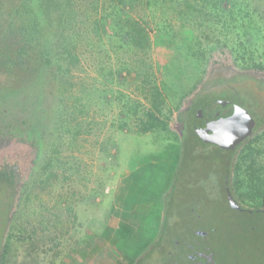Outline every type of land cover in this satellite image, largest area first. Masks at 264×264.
<instances>
[{
    "label": "rangeland",
    "instance_id": "obj_1",
    "mask_svg": "<svg viewBox=\"0 0 264 264\" xmlns=\"http://www.w3.org/2000/svg\"><path fill=\"white\" fill-rule=\"evenodd\" d=\"M250 4L263 28L252 59L264 63V0H250ZM219 30L208 33L209 41L203 43L206 53L209 46L216 45ZM151 47L156 72L164 74L165 65L173 57V45L153 38ZM216 54L234 60L216 47L207 63ZM236 56L239 66L251 57ZM98 57H82V69L77 76L85 86L101 88ZM184 60L176 63L177 70L167 81L171 87L167 91L170 120L176 114L178 102L192 92L204 70L205 63ZM106 68L113 67L106 64ZM2 72L0 139L22 134L43 136L54 125L52 110L46 112L50 98L39 93L41 85L35 86L30 80L15 88L21 75L18 78L17 74ZM103 83L111 86L108 81ZM33 87L35 92L31 91ZM112 87L125 95L134 93L132 86ZM206 92L197 107L206 105L208 100H226L259 121L264 96L256 94L251 79L208 88ZM43 106L45 112L40 113ZM89 106L94 124L90 131L82 130L72 153V175L57 172V179L47 185L44 193L39 189L37 175L49 148H45V137L40 136L44 148L26 186L31 192L30 201H23L22 211L12 222L14 236H18L17 226L34 237L27 243L13 239L9 264H145L137 259L155 248L166 251L164 264H189L187 258L194 254L202 255L199 263H205L203 257L208 256L209 264H264V214L239 211L238 205L235 208L227 203L225 163L232 158L226 152L199 141L192 128L181 130V135L169 129L147 134H138L133 128L118 131L120 106L102 109L94 96ZM200 111L197 120L205 119ZM260 122L264 124V118ZM167 123L177 130L170 121ZM253 145L254 154L241 164L244 168L236 180L240 191H235L239 199H248V204L252 203L249 198L257 176L264 175V138ZM157 231L159 238L154 243ZM171 240L178 245L175 249L168 245L173 244ZM151 259L152 264L163 263L155 254Z\"/></svg>",
    "mask_w": 264,
    "mask_h": 264
},
{
    "label": "trees",
    "instance_id": "obj_2",
    "mask_svg": "<svg viewBox=\"0 0 264 264\" xmlns=\"http://www.w3.org/2000/svg\"><path fill=\"white\" fill-rule=\"evenodd\" d=\"M261 25L250 0H0V70L7 75L17 74L18 78L21 75L17 89L29 80L35 86L41 85L39 93L52 103L46 112L52 110L55 115L54 125L40 135L42 139L45 137V148H49L39 165L40 191L44 193L47 185L57 179V172L72 175L71 161L75 159L72 153L82 130L90 131L94 124L88 107L93 96L102 109L120 106L118 131L133 128L138 134H147L167 130L172 116L167 109V91L171 90L167 81L177 70L176 63L183 59L205 63L203 75L211 51L219 47L232 56L238 69L264 72V63L252 59L256 42L263 33ZM216 29H220V37L206 53L203 43L209 41L208 33ZM153 38L173 45V57L165 65L164 74L156 72L151 59ZM87 54L91 59L99 56V78L111 86L102 82L101 88H96L79 82L77 73L82 69V57ZM236 54L240 59L251 57L239 66ZM106 64L113 68H106ZM114 84L132 86L134 93L115 92ZM195 87L182 100L189 98ZM31 91L35 92V88ZM40 109V113L45 112L44 106ZM40 136L16 137L33 140V146L38 149L29 178L44 148ZM4 138L14 137H3L0 142ZM253 144L256 143H247L234 167L230 182L234 192L240 191L236 180L244 168L241 164L254 154ZM18 165L16 160L0 165V242H3L0 264L10 263L9 249L14 238L27 243L34 237L17 226L18 236L12 233V222L22 211L23 201H30L31 193L26 188L29 178L17 189ZM254 184L249 198L252 203L239 199L251 212L264 210V175H258Z\"/></svg>",
    "mask_w": 264,
    "mask_h": 264
},
{
    "label": "flooded vegetation",
    "instance_id": "obj_3",
    "mask_svg": "<svg viewBox=\"0 0 264 264\" xmlns=\"http://www.w3.org/2000/svg\"><path fill=\"white\" fill-rule=\"evenodd\" d=\"M245 78H249L251 79V81L255 84V89H256V94H258L261 98L264 96V72L261 71H255V70H240L237 68L236 63L234 62V60H230L227 57L221 56L220 54H216L214 55V57L211 58V60L208 63V69L206 71V73H203L200 82L196 85L194 92L192 93V95L185 99L182 100L179 104V109L175 115V117L170 120L172 126H176L178 130H187V128L189 129H193L194 133L195 129L200 127L203 130H206L208 134H212V126L215 125V122L219 119L221 120V118H217L218 113H216V110H219L217 106L214 105V102L220 101V102H227L226 100H220V99H215V100H208L206 105L205 103H202L203 106L202 107H197V104L199 102V99L201 96H203L204 93H207V89L208 88H212V87H222V86H226L229 83H234L237 82L239 80H243ZM264 100V99H263ZM264 102V101H263ZM231 103V102H230ZM233 104V103H232ZM242 109V108H241ZM201 110V111H200ZM244 110V109H243ZM201 112H203V114H205V119H199L197 120L196 116H198L197 114ZM228 113L226 114L225 112L222 113L224 116H226V118L229 116L230 110L227 111ZM248 113V112H247ZM249 114V113H248ZM260 114L259 117H257L259 119V121H257V119H254L252 116L251 119L254 121V124L251 126L250 128V134L247 135L244 139H242L241 141H239V143H237L236 145H234L233 148L229 149V150H223L224 152H226L230 158H232L231 160L227 161L225 163L227 170H226V176L227 178L229 177V182L226 183L225 187H226V192H225V199L227 201V203L231 206L230 203V199L235 201L237 203V205L239 206L237 208V210L241 211V210H247L249 211L245 205H243L238 196L235 194L233 188H232V184L230 187V182L232 183V178L234 173V167L238 162V158L241 154V152L245 149V147L247 146V143H256V141L264 136V124L260 122V120H262L264 118V106L261 107L260 109ZM222 119H224V117H222ZM199 139V138H198ZM206 144V143H205ZM207 145H213V144H207ZM215 146V145H213ZM217 147V146H216ZM220 149V148H219ZM254 213H262L264 214V210H259V211H252ZM250 211V213H252ZM158 235V231L155 235L154 238V243L158 240L159 235ZM171 242L173 244H168L169 246L173 247V249H175L178 245L177 243H175L173 240H171ZM164 243H168L167 241H165ZM158 244V243H156ZM2 246V244H0ZM152 248H154V244L152 246ZM151 248V249H152ZM170 249V247H169ZM164 252L166 253V251H164L162 248H155L152 252H149V254H142L137 260L138 263H145V264H149L151 262L152 264V255L155 254L159 257V259H161V263L164 260V257L166 254H164ZM152 253V254H151ZM169 255V253H168ZM200 257H202V255L198 254H194L191 255V257L187 258L188 263L191 262L192 264H203V262L199 263V259H201ZM205 259V263L204 264H209L207 261L209 260L208 256H204L203 257ZM198 260V261H197ZM165 262H163L162 264H164ZM189 263V264H191ZM135 264V262L133 263Z\"/></svg>",
    "mask_w": 264,
    "mask_h": 264
},
{
    "label": "water",
    "instance_id": "obj_4",
    "mask_svg": "<svg viewBox=\"0 0 264 264\" xmlns=\"http://www.w3.org/2000/svg\"><path fill=\"white\" fill-rule=\"evenodd\" d=\"M214 105L219 109L216 110V113H218L217 118H221V120L218 119L215 125L212 126V134H208L206 130L200 127L196 128L195 132L203 143L213 144L220 149L229 150L250 134V128L254 124V121L247 111L230 102L217 101L214 102ZM229 110V116L226 118L222 113L225 112L227 114ZM168 129L181 135L180 130H174L171 125L168 126ZM32 141L21 140L19 138H4L3 142L0 143V165L4 162L12 163L14 160L19 162L18 190L20 185L28 180L34 166L33 162L38 158L37 146H33ZM230 202L233 207L237 208L235 201L230 199Z\"/></svg>",
    "mask_w": 264,
    "mask_h": 264
}]
</instances>
